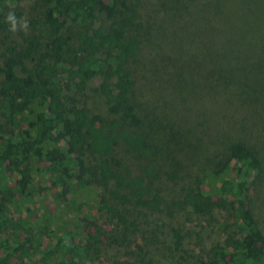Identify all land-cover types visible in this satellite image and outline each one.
<instances>
[{"label":"trees","instance_id":"16d2710c","mask_svg":"<svg viewBox=\"0 0 264 264\" xmlns=\"http://www.w3.org/2000/svg\"><path fill=\"white\" fill-rule=\"evenodd\" d=\"M21 2L0 0V199L48 183L74 219L35 264L106 249L110 264H264L247 206L264 172V0H36L23 23ZM6 210L0 264H16L41 236ZM200 221L223 236L204 259Z\"/></svg>","mask_w":264,"mask_h":264},{"label":"rangeland","instance_id":"374dc122","mask_svg":"<svg viewBox=\"0 0 264 264\" xmlns=\"http://www.w3.org/2000/svg\"><path fill=\"white\" fill-rule=\"evenodd\" d=\"M36 0H22L21 5L23 8L24 18L21 21L23 23L24 19L28 17V8L30 5H33ZM40 6H43V11L46 10V5H44L41 0H39ZM208 162V161H207ZM211 162H208L210 165ZM196 166V164H195ZM11 186V187H10ZM49 184H32L29 188L30 196L27 198L19 195L15 192L12 187V182H9V191L8 195H11L10 199H6L7 201L2 202L0 206L8 209L7 214L10 215L12 220L15 222L25 221L28 225L31 226L32 231L37 232L41 238L38 245L29 246L27 256L19 255V259L17 260V256H13L12 260L16 262V264H35L37 259L41 256L42 250L54 241V233L61 230L60 226L65 223V226H69L72 224V210L71 203L66 201H59L58 198L53 197L55 191L48 188ZM163 186V185H162ZM173 187V186H172ZM170 187V188H172ZM164 194L166 196H171V193L174 191H169V188L165 186L162 187ZM172 190L177 191L175 188ZM87 195V192H82L81 197L79 196L77 199H83L84 196ZM80 200V201H81ZM247 206L250 208L252 214L254 215L258 226L261 230L264 231V172L256 176L254 179L252 178L250 181V188L247 197ZM75 210V209H74ZM5 211V213H6ZM75 212L79 213V217L86 215V212L82 209L75 210ZM49 222L48 227L46 224ZM51 222V223H50ZM101 223V219H100ZM194 228H196L201 236L197 241H193L189 243V249L192 250L194 254L197 255L198 258L204 259L206 256L207 249L210 244L216 241L222 240L223 236L221 231H209L203 227V222L191 223ZM104 227L105 225L102 224ZM108 227V225H107ZM48 228L52 230L51 232H47ZM234 230L233 226L228 228V231L231 233ZM47 232V233H46ZM168 231H166L165 237L159 235V241L163 242L164 239L168 240ZM19 236L17 240H23V233L18 231ZM14 236L13 234L3 233L0 235V245L2 248L6 247H14ZM0 246V247H1ZM166 246V245H165ZM44 247V248H43ZM162 247V244L159 245V248ZM17 255V253L15 254ZM110 256L109 250H102L97 255L94 256V264H110L107 258ZM197 258H187L184 263L192 264L196 261ZM18 262V263H17Z\"/></svg>","mask_w":264,"mask_h":264},{"label":"clouds","instance_id":"9594fccd","mask_svg":"<svg viewBox=\"0 0 264 264\" xmlns=\"http://www.w3.org/2000/svg\"><path fill=\"white\" fill-rule=\"evenodd\" d=\"M6 22L9 24V30L11 32L17 31V19L14 12H9L5 17ZM22 27L27 28V22L22 25Z\"/></svg>","mask_w":264,"mask_h":264}]
</instances>
